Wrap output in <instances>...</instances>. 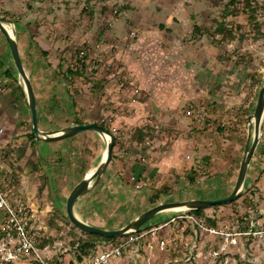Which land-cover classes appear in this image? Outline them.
<instances>
[{"label":"rangeland","instance_id":"obj_1","mask_svg":"<svg viewBox=\"0 0 264 264\" xmlns=\"http://www.w3.org/2000/svg\"><path fill=\"white\" fill-rule=\"evenodd\" d=\"M231 1L0 0L1 17L12 22L14 18L27 19L32 36L35 28L42 27L41 34L51 42L60 59L56 69L65 80V104L60 106L65 110L42 125L43 130L62 128L76 120L103 122L120 144L115 158L120 152H130L133 146L128 143L135 129L144 128L148 133L143 143L146 146L137 147L134 153L143 166L141 174L134 176L137 193L134 186L124 185L123 189L118 187L119 181L112 184V194L107 193L109 201L104 199L106 202L100 203L104 205L100 214L103 221L97 224L110 228L128 224L151 205L150 199L158 189L171 183L174 190L160 195V202L196 197L213 200V189H196V184L207 179L201 172L210 164L206 165L204 159L214 154V136L219 125L211 124L209 108L205 107L213 103L222 105L223 95L230 92V87L239 92L246 90L243 99L255 98L264 79V0H251L259 29L244 12L249 11L246 2ZM220 27L233 31L236 38L231 41L225 37L226 31L218 34ZM32 36L19 38L23 58L24 43ZM9 55L4 52L1 64L15 75L9 78L14 88L19 78ZM69 70L77 74L70 75ZM6 94L4 90L0 93L3 97ZM190 106L195 110L192 115L187 114ZM23 116L20 113L16 117V126L0 131V145L8 152L4 174L13 207L18 209L20 204L28 212L31 236L47 243L38 255L28 253L7 264H42L41 259L50 264H75L77 242L87 236L66 220L65 202L72 188L98 165L104 144L99 136L95 138L89 132L84 138L69 140L62 149L41 148L29 138L31 122H23ZM116 117L118 121L113 123ZM127 117L135 120L119 119ZM220 125L224 127L222 122ZM223 137L217 138V143H223ZM149 148L148 153L144 152ZM153 156L159 158L158 168L141 176ZM259 160L257 157L252 161L245 189L263 173ZM169 168L175 170L168 171ZM190 177L194 178L193 184ZM258 183L264 191V175ZM107 190L106 187L98 194L106 195ZM246 196L249 198L248 193ZM259 202L264 205V201ZM80 204L82 201H78L77 207ZM240 208L242 201L238 199L232 204L205 209L204 214L225 222ZM174 215L159 214L145 227L161 225ZM6 219V212L0 208V236ZM176 228V224H171L165 232L173 233ZM4 237H0V252L6 245L12 249L18 243L16 238ZM181 239L182 244L172 257L142 252L133 262L130 252L120 264H149L147 260L150 264H264V251L258 249L247 257L237 254L227 262L214 259L211 249L216 238L209 233L195 238L185 232ZM195 245L196 256L191 258Z\"/></svg>","mask_w":264,"mask_h":264},{"label":"crops","instance_id":"obj_2","mask_svg":"<svg viewBox=\"0 0 264 264\" xmlns=\"http://www.w3.org/2000/svg\"><path fill=\"white\" fill-rule=\"evenodd\" d=\"M26 20L27 19H25L24 22L22 23L21 22L15 23L17 31H18L17 40H18L19 50H20L19 38L21 39V36L26 37L28 35L30 38L33 35V33L30 30L31 25H28V22H26ZM19 25L21 27H19ZM41 28L42 27H38L37 29L35 28L34 36H32L33 38L31 40L27 39L26 42L24 41L25 42L24 43L25 44L24 45L25 46L24 47L25 48V58H23L21 52L20 54H21L23 65L30 77V80H31V83L34 89V93L37 99L39 124L42 129L43 127L42 125L50 123L51 119L53 120L54 118L57 117L56 113H62V114L64 113L62 112V110H65V108H62L60 106L61 105L64 106L65 104L64 97H65V92H66V86H65V80L62 78V75H59L57 73V69H56V66L58 64V63L56 64V62L57 60L59 62L60 59L57 58V56L55 55L56 51L54 50L53 45H51V42L45 39L43 35L41 34V30H42ZM6 51H8V53L10 54V51H9V48L7 47L5 39L3 35L0 34V78L3 81L4 91L7 92V94L4 97L0 95V129H4L5 132L7 131L6 128L9 130L13 126H16V123H17L16 117H18L20 113L24 115L23 120H22L23 122H26V121H28L29 123L31 122L29 108L25 101V98L20 97L21 93L18 88L20 86L19 81H18V84L17 83L15 84L14 88L11 87L12 79H9L6 77L7 70H5L3 68V65L1 64V63H4L2 56L4 52ZM245 77H248V75H246ZM233 83H234V80L233 79L230 80L231 86L233 85ZM228 90L230 92L223 95L224 98H223L222 104L225 105L224 111H230V110L232 111L233 107L236 108V107L242 106L244 108H249L251 111L250 113L251 115L255 108L257 96H254L255 98L252 97L250 99L249 98L243 99L242 93H245L246 90L243 92H241L240 90L239 92V91H235L232 87L228 88ZM234 92H237L235 94L236 96H234L233 94ZM209 97H210V94H209ZM227 97H229L230 99L229 98L227 99ZM234 97H236L235 101H233ZM213 101H216V100L213 99ZM216 108L218 111H221L220 106H217ZM52 111H54V114H51ZM220 116L222 115H219V117ZM27 117H28V120H27ZM209 117L213 119L215 118V115L209 114ZM248 117H247L246 123L244 124L245 128H241L239 132H230L229 133L230 137H227V136L223 137L224 142L219 144L222 146L221 149L218 148L219 146L217 147V144H214L213 146L214 154L213 156L210 157V160H209L210 164L208 167H206V171L204 172L206 175L205 177L207 179L203 182H200L198 185L196 184V189H200V188H208L209 190L213 189L216 193V195L215 194L211 195L213 196L212 198L213 200L228 196L234 188L237 175H238L242 153L246 145ZM117 119L118 118L116 117L114 120H112L114 121L113 123H117L118 121ZM119 119H121V122L122 120H125V122H133V120H135V118L131 119L130 117L119 118ZM220 119H222L224 122H227L229 119H231V121L235 120L234 116H231V115L229 116L226 115L225 117L223 118L221 117ZM51 129L55 130L59 128L57 127V128H51ZM87 133H89V131L80 133L77 136L64 140V141L48 143V145H46L47 143H42V142H37V141H36V144L37 146H41V148H48L49 150L51 149L53 151L59 148L62 149L65 146L64 144L66 142H69V140H73L75 138L86 137V135L84 134H87ZM92 134L95 136V138H97L96 136L98 135L94 133ZM115 143H116L115 147H117V149L115 151V147H114V158L112 159L106 173L101 178L97 187L92 192H90L89 194L83 196L80 200H78V201H82V204H80L77 207V203H78L77 202L75 206L76 213L84 221H86L87 223L91 225L101 227V228H106V229H117L125 225H122L116 228L115 227L110 228L100 223L97 224V222L103 221L102 217H100V214H102V210H103L102 208L104 205H101L100 203L101 202L105 203L106 200L109 201V197L107 196V193L110 192L112 194V191L114 189L112 188L111 185L114 183L116 184L118 181H119L118 187L124 189L125 187L124 185H126V187L134 186L136 188L134 189V191L137 193L138 189L136 185L133 184L134 183L133 181L135 180L134 176L135 174L140 175L141 174L140 168L143 167L141 163H139V161L136 159V156L134 155V153L137 150L136 148L141 146L140 144L130 141L128 144L129 145L132 144L131 146H133L132 148L130 147V152L127 153L126 155L121 154L120 152L119 157L115 158V156H118V149L120 146L117 140ZM144 146H146V144L144 145L142 144L141 147H144ZM169 149L170 148L165 149V150H169ZM149 150L150 148L146 149L144 152L148 153ZM180 154H181L180 152L177 153L178 158ZM240 155L241 157H239ZM161 157H163V155H161L160 158ZM257 157H262L263 159L262 167H261L263 169V173L262 175L257 176L256 177L257 181L254 182L257 188V194L255 198L257 201H264L263 200L264 191H262L258 185L259 184L258 182L260 181L261 177L264 175V120H263V135L257 147L254 158L256 159ZM150 159H151L149 162L150 166L148 164L146 167V171L142 173L141 175L143 177L147 176L150 172L154 173L155 169L158 168L157 166L159 164V158L157 159L153 156ZM183 159L180 160V166H183V163H182ZM250 167H249V170H250ZM170 170H172V168L168 169V171ZM115 174L116 176L114 178H110L111 175L113 176ZM248 174H249V171H248ZM108 179L109 180L111 179L110 184H109ZM128 181L129 183H127ZM172 185L173 184L171 183L170 186ZM106 187L109 189V191L107 190L106 195H104L103 192H101V194L99 195L98 194L100 193L99 191ZM208 193L211 194V192H208ZM196 199H204V198L196 197ZM159 203H162V202H159ZM151 207L152 205L145 207V209H143L140 213L144 212L145 210Z\"/></svg>","mask_w":264,"mask_h":264},{"label":"built area","instance_id":"obj_3","mask_svg":"<svg viewBox=\"0 0 264 264\" xmlns=\"http://www.w3.org/2000/svg\"><path fill=\"white\" fill-rule=\"evenodd\" d=\"M3 90V81L0 78V93ZM194 111V106H190L187 114L192 115ZM3 148L4 146L0 145V151ZM4 162V155L0 152V208L7 215L2 233H4V239L16 238L18 241L12 249L6 245L1 251L3 253L0 255V263L7 264L28 253L38 255L40 250L35 246V239L30 234L26 208L20 204L18 209L13 207L8 192L9 183L4 174ZM249 197L251 198L250 194ZM171 224L177 225L175 232H165ZM182 225H185V229ZM185 232L194 235L195 238L198 234L213 235L216 238L215 247L211 249L214 259L227 262L230 258L238 256L237 254L247 257V255H252L254 249L264 251V205L260 204L256 209H241L238 213H232L225 222L218 221L216 228L207 227L203 219L190 212L175 213L172 219L161 225L144 227L138 233L124 237L122 240L117 238L115 241L100 242L95 250L83 257L82 262L75 264H120L130 252L134 257L133 262L142 252L155 253L169 258L182 244L181 237ZM193 248L191 258L196 256V245ZM176 256L178 257L179 254ZM147 262L150 264L151 261L147 260ZM41 263L50 264L42 259Z\"/></svg>","mask_w":264,"mask_h":264},{"label":"water","instance_id":"obj_4","mask_svg":"<svg viewBox=\"0 0 264 264\" xmlns=\"http://www.w3.org/2000/svg\"><path fill=\"white\" fill-rule=\"evenodd\" d=\"M0 33L3 35L9 48L14 69L19 78L25 101L29 108L31 131L37 142L54 143L64 141L89 131L100 137L104 144V156L90 175L78 182L70 191L65 202V211L70 223L81 232L89 235H97L102 238H124L138 233L151 219L166 212L181 213L194 210H205L216 205L232 204L240 199L245 192L249 167L256 154L257 147L263 135L264 120V79L259 87L255 108L248 117L247 139L244 147L237 179L232 192L225 197L204 200L189 199L178 202L159 203L137 215L131 222L117 229H106L91 225L84 221L75 210L76 203L83 196L92 192L106 173L112 158L116 137L105 127L97 123L71 124L55 130H43L39 124L38 104L30 77L23 65L18 40L16 24L0 17Z\"/></svg>","mask_w":264,"mask_h":264},{"label":"trees","instance_id":"obj_5","mask_svg":"<svg viewBox=\"0 0 264 264\" xmlns=\"http://www.w3.org/2000/svg\"><path fill=\"white\" fill-rule=\"evenodd\" d=\"M244 1L246 2V10H249L248 12L247 11H244V12H246V14L248 16L249 22L250 21L251 22H254L253 23V26H255L257 29H259L260 26L256 22V10L253 9V7L251 6L252 1L251 0H244ZM231 2H232L231 4H233L235 2V0H232ZM232 12L234 13V10ZM19 19L16 20L14 18L13 19V22L14 23H18V21L21 20V19L20 20ZM21 22H24V20L23 21L21 20ZM222 31H224V32L226 31V35L224 34V36L225 37L227 36L228 38H230L231 41H233L236 38V35L234 34L233 31H227L226 29H224L222 27H220L217 32L219 34V33H222ZM58 67L61 68V65H58ZM14 71H15V69H14ZM68 74L74 76V75L77 74V72L76 71H70L69 70L68 71ZM14 76L15 75L13 73H11L10 70H7L6 71V77L7 78H11V77H14ZM254 77H256V76H254ZM18 88L20 90L21 96L24 98V95H23V92H22L21 87L19 86ZM217 106H220L221 107V111H218L217 110V108H216ZM224 106H225L224 104H222V105L218 104L217 105V103H213L212 105L209 104V106L206 105V107H205V108H209V114H214L215 115V118L212 119V123L211 124H215V123H218L219 124L217 126V128H216V134H215L214 137H215V143L217 144V147L219 146L218 148H220V149H221L222 146L219 145L221 143H219V142L217 143V141H216L217 138L219 139V137L222 136V135H225L227 137H230V134H229L230 132H239L241 130V128H245L244 127V124L247 121V117L251 113V111H250L249 108H244L242 106L241 107L239 106V107H236V108L233 107L232 108V111L231 110L230 111H224ZM205 110L206 109H203V114H204V111ZM219 115H222V116L219 117ZM226 115H228V116L229 115L234 116L235 120H232L231 121V119H229L227 122H223V120L220 119V118L221 117L223 118ZM207 116L209 117V115H207ZM196 120H197V118H196ZM220 122L223 123V126L224 127H222L220 125ZM91 123H97V124L105 127L106 129H108V127L103 122H97V121L94 120V122H91ZM75 124H88V123L85 122V121L76 120L75 121ZM147 134L148 133H147L146 129H144V128H137V129H135V131H133L130 140L132 142H135L137 144L142 145L145 142L146 137L148 136ZM29 138L32 141H34V143L36 142L35 137H34L32 131H30V133H29ZM0 152L3 153L4 158L6 157V155L8 153L6 151V148H3ZM113 158H114V150H113ZM258 158L260 159L259 161H260V164L262 165V162H263L262 157H258ZM209 160H210V157H206L204 159V162H205L206 165L209 164ZM201 173L203 175H205V173L203 171ZM189 181H190V183L193 184L194 183V178L193 177H190L189 178ZM168 187L171 188V189L169 190ZM168 187L163 186V187H161L160 189H158L156 191V194L150 199V203H151L152 206H155V205L159 204V202H160L159 196L160 195H162V194L169 195L170 192L172 190H174L172 186H168ZM254 187H255V185L252 184L249 188L245 189L244 195L240 198V200L242 201V208H240V209H245V210L246 209H256V208H258L260 206L261 203L259 201H256V198H255V196L257 194L256 193V190L257 189L254 188ZM246 193H249L250 196H251V198L250 197L247 198ZM221 206L222 205H216V206H214V208H218V207H221ZM239 211H236L235 213H238ZM190 213L193 214V215H195L198 218L203 219L204 224L207 227H213V228L214 227L215 228L218 227V220H217V218L212 217V216H206L204 214V210H194V211H191ZM66 220L70 223L68 217H66ZM147 225H148V223L145 226H147ZM83 234L87 236V239H79V241L77 242V248L76 249H77V252L78 253L76 255V259H77L78 262H82L83 261V257L86 256L87 254H89V252L95 250V248L97 247V245L100 242H107V241H115L116 240L115 238L106 239V238H102V237L97 236V235H89V234H85V233H83ZM0 237L1 238L4 237V233H1V236ZM50 242H52V241L50 240ZM46 243H47V241L40 240L39 238L38 239H35V246L40 251H42L45 248Z\"/></svg>","mask_w":264,"mask_h":264},{"label":"bare ground","instance_id":"obj_6","mask_svg":"<svg viewBox=\"0 0 264 264\" xmlns=\"http://www.w3.org/2000/svg\"><path fill=\"white\" fill-rule=\"evenodd\" d=\"M103 156H104V153H103ZM94 168L90 169L88 172H87V175H90L92 172H93Z\"/></svg>","mask_w":264,"mask_h":264}]
</instances>
